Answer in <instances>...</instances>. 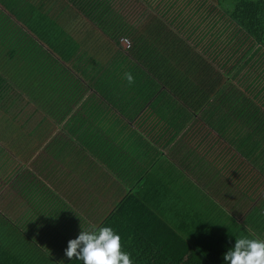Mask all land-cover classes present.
I'll return each instance as SVG.
<instances>
[{
    "label": "crops",
    "instance_id": "0c3cea01",
    "mask_svg": "<svg viewBox=\"0 0 264 264\" xmlns=\"http://www.w3.org/2000/svg\"><path fill=\"white\" fill-rule=\"evenodd\" d=\"M47 1V18L60 29L45 40L64 41L68 32V40L83 44V50L60 57L40 37L25 38L43 67H28L35 72L32 81L13 84L19 95L5 108L9 118H0V137L11 140L14 151L0 157V264H83L65 256L67 242L81 230L110 222L121 242L130 235L152 236L156 247L165 245L171 227L195 251L217 250L222 258L235 238L264 240V118L244 124L240 113L228 116L225 108L235 100L240 109L243 99L258 98L243 83L248 72L234 77L231 70L227 82L236 90L228 86L223 105L207 109L209 122L237 120L220 131L188 115L163 78L137 61L161 51L150 45L154 17L174 31L177 25L203 26L191 13L200 9L199 0H138L141 14L139 8L130 12L131 0L122 1L123 18L132 26L123 37L133 54L98 33L83 35L81 28L92 26L91 20L72 14L70 0ZM91 11L93 17L101 12ZM59 12L65 13V28ZM166 56L153 63L165 60L168 66L156 68L174 77L182 70L171 51ZM0 68L10 78L15 74ZM125 72L134 78L131 85ZM240 91L243 97L235 99Z\"/></svg>",
    "mask_w": 264,
    "mask_h": 264
},
{
    "label": "trees",
    "instance_id": "16d2710c",
    "mask_svg": "<svg viewBox=\"0 0 264 264\" xmlns=\"http://www.w3.org/2000/svg\"><path fill=\"white\" fill-rule=\"evenodd\" d=\"M70 1L72 14L84 13V16L91 20L92 26L86 27V29L85 27L81 28L83 35L98 33L103 38L102 40H108L107 43L118 46L119 49L123 50L121 38H126L123 37V35H126V29L131 30L132 28V26H129L128 19L123 18L125 15L124 10L119 9L116 14L114 9L117 5H114L113 0ZM226 1L228 0H202L200 9L197 8L196 11L191 12L193 16H197L198 21L204 22L202 25L206 28L205 33H210L209 39L203 40L202 37L198 40L201 50H204L202 53L205 57L199 52L200 50H196L190 39L185 38L180 32L166 27L160 19L154 17L152 25L148 27V30L152 29L155 32L150 35V38L153 39L150 45L160 46L158 50L161 51L152 52L151 54H156L154 57L145 56L144 60L142 57L140 60L137 59L142 68H146L149 72L156 73V76L163 78V84L168 86L174 97L183 103L185 110H190L188 115L201 118V122L208 123L211 127H215L220 131L236 126L234 123L237 120L234 118H217L218 122L214 123V121L209 122V118L205 117L208 108H213L216 103L223 105V93L230 85V82L227 81L229 80L228 77H231L232 71L235 72L234 77L248 72L243 83L247 85L248 93L258 95V98L243 99L245 104L239 105L242 107L240 109H237L238 105H234L237 101H232V106L225 107L227 113H229L228 116H232L233 111L236 110L244 117L241 118L242 121L245 120L244 124H250L252 118H264V90L262 88L264 86L261 85L264 83V68H260L264 66V0H230V3H226ZM46 3L48 4L47 0H0V67L12 68L14 73L17 74L15 68L25 66L26 75H22V77H25V82H31L32 74H35L28 67H38L39 69L43 66L40 65L42 61L39 60V56L34 58L31 56V48L35 46L31 47L25 38L23 39L20 36L24 35L26 37V34H29L32 38H35V36L40 37L48 49L54 51L60 57L67 56L68 53L72 56L74 53L83 50V44L76 43L74 39L68 40V32L64 34V41L60 37L54 38L55 40H45L47 39L45 38L46 34L54 33L57 29H60L47 18ZM206 3L207 9H210L209 12L206 11ZM60 6L62 5L60 4ZM92 8L101 10V12L93 17ZM43 11L45 16L42 15ZM139 11H136V13L141 14ZM64 14V12L57 13V17H62L60 25L63 28H65L62 25L65 20ZM215 24L224 28L226 37L213 31ZM185 27L186 29L182 33H188L189 29H193ZM89 36L94 37L93 35ZM221 39L224 40L222 47H216L217 42ZM107 43L101 44L109 50ZM140 44L145 45V42H140ZM133 49L131 43V48L128 50L132 54ZM210 50H212L211 53ZM167 51L172 52V55L178 60L177 67L182 70L176 73L174 77L166 73L162 74L163 70L156 68L158 66L160 68L166 67L168 62L164 64L165 60H161L163 64L153 63L154 59L166 56ZM150 60L151 62L147 64ZM98 64V67L105 66L104 63ZM195 69L196 72H192ZM255 70L257 72L259 70L261 75L256 76L253 80ZM158 71L160 73H157ZM7 77L10 78L8 70L0 68V93L2 83L7 82V79H5ZM232 80L230 79V81ZM16 81L17 79H15ZM229 88H235L236 90L234 86H229ZM234 95L235 99L243 97L241 91ZM258 99L262 100L263 104ZM234 106H237L236 109H234ZM217 107L220 110L222 109V106ZM216 109L215 106L214 110ZM5 114V107L0 105V118H6ZM241 119L238 118L240 121ZM1 124L2 120L0 119ZM2 128L5 131V127ZM9 129L11 128L9 127ZM9 142L11 140L7 139V142H5L0 137V157L2 155L12 156L14 153L13 149L9 147ZM2 145H5V147ZM125 208L124 206L121 210L123 211ZM137 208L133 209L137 210ZM148 211H150V208ZM133 213L136 215L137 211ZM107 225L113 227L111 222ZM167 230L169 236L165 245L161 243L156 247L152 236H146V238L133 237V240H131L130 235L128 240H122L121 249L130 254L133 264H188L197 257L202 259V264H213L217 261L218 264H225L221 255L220 257L215 255L217 250L215 252L195 251L193 244L184 239V236L175 234L171 227ZM78 262L83 263L82 260Z\"/></svg>",
    "mask_w": 264,
    "mask_h": 264
},
{
    "label": "clouds",
    "instance_id": "9594fccd",
    "mask_svg": "<svg viewBox=\"0 0 264 264\" xmlns=\"http://www.w3.org/2000/svg\"><path fill=\"white\" fill-rule=\"evenodd\" d=\"M129 85L130 72L124 73ZM65 256L82 260L83 264H133L127 251L121 249L120 235L111 226H92L81 230L67 242ZM225 264H264V240L248 237L234 239V244L223 253Z\"/></svg>",
    "mask_w": 264,
    "mask_h": 264
},
{
    "label": "rangeland",
    "instance_id": "374dc122",
    "mask_svg": "<svg viewBox=\"0 0 264 264\" xmlns=\"http://www.w3.org/2000/svg\"><path fill=\"white\" fill-rule=\"evenodd\" d=\"M122 1H125V0H118V2H117V5H118V8L119 9H121V10H123V9H125V7L126 6H121L120 7V5H122ZM180 1V0H179ZM138 2V4H136ZM226 3H230V0H228V1H226ZM178 4V3H177ZM142 5L141 4H139V1L138 0H131V2L129 3V8H130V12L132 13V12H134V10L135 9H137V8H139V10L142 8L141 7ZM178 6V5H177ZM198 6H202V0H199V2H198ZM211 6H213V5H211ZM142 10V9H141ZM210 11V9H208V12ZM183 14L185 15V14H187V12H183ZM198 23H204V22H202V21H197ZM223 22V21H222ZM224 23V22H223ZM19 26L21 27V25L19 24ZM24 29L26 30V28L24 27ZM176 29H177V32H180L183 36H189L190 38V40L192 41V45H194L197 49H199L198 51L204 56V54L202 53V51H204V50H201V45L199 44V42H198V40H200V38H202L203 37V40L204 39H209V35H210V33L209 34H207V33H205V27L204 26H195V27H193V29H189V32L186 34V33H182V32H184L185 31V29H186V27L185 26H181V25H177L176 26ZM208 30V29H207ZM16 31V30H15ZM24 31V30H23ZM211 31H212V29H211ZM214 32H216L217 34H219V35H223V37H226L225 36V33H224V28L222 27L221 28V25H218V24H215L214 25V30H213ZM18 33V32H17ZM26 34V33H25ZM27 35V34H26ZM28 36H29V34H28ZM193 36V37H192ZM23 39L24 38H26L24 35L23 36H21ZM222 42H224V40H219L217 43V46L216 47H222ZM122 46V45H121ZM123 49V48H122ZM196 49V50H197ZM124 50V49H123ZM125 51V50H124ZM126 52V51H125ZM212 52V50H210V53ZM205 57V56H204ZM222 58V57H221ZM260 68H264V66H262V67H260ZM16 69V73L17 74H14L11 78H5V79H7L8 81L5 83V84H3L2 83V89H1V93H0V105L1 106H3V107H8L9 106V104L10 103H12L13 101V99H12V96H14L15 97V95H19V93H18V91L13 87V84H15L16 82L17 83H22L23 81H25V77H22V75H26V68H25V66H20V67H16L15 68ZM10 70H12V69H10ZM21 74V76H18V75H20ZM258 76V72H257V70H255L254 71V76H253V80H255V76ZM15 76H16V78H15ZM12 78H14V79H17V81L16 82H14V81H12L11 79ZM12 82V83H11ZM8 109V108H7ZM6 118H9L8 117V115L6 116ZM16 119H18V121H19V123H23V121L25 120L24 118H16ZM27 119H29V118H27ZM26 122H28V124H26V126H30V121H26L25 120V123ZM21 123V124H22ZM14 125V124H13ZM72 162H74L75 163V161L74 160H72Z\"/></svg>",
    "mask_w": 264,
    "mask_h": 264
},
{
    "label": "built area",
    "instance_id": "2783aa9c",
    "mask_svg": "<svg viewBox=\"0 0 264 264\" xmlns=\"http://www.w3.org/2000/svg\"><path fill=\"white\" fill-rule=\"evenodd\" d=\"M121 44L124 50H128L131 48V41L128 38H121Z\"/></svg>",
    "mask_w": 264,
    "mask_h": 264
}]
</instances>
